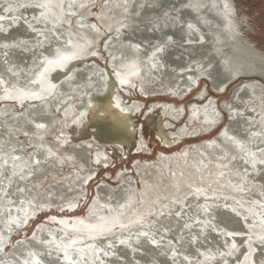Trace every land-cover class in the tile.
Here are the masks:
<instances>
[{"label":"bare ground","instance_id":"obj_1","mask_svg":"<svg viewBox=\"0 0 264 264\" xmlns=\"http://www.w3.org/2000/svg\"><path fill=\"white\" fill-rule=\"evenodd\" d=\"M93 1L0 0V81L10 91L42 100L22 105V112L12 103L0 107V129L6 131L0 134V264H197V255L206 252L208 244L219 243L221 248L224 243L221 238L208 243L217 240L214 222L244 236L233 256L255 264V252L264 249V222L260 214L249 216L246 208L264 212V204H257L264 199V50L247 35L254 32L253 25L237 16L240 0H109L98 14L101 25L87 19ZM235 22L238 32L229 31ZM114 29L103 49L116 79L99 61L82 64L98 54L100 41ZM48 69L62 71L49 97L34 84ZM131 77L130 86L145 97L161 94L179 100L205 81L191 103L149 107L147 116L162 113L160 137L166 147L210 134L225 116L230 122L217 136L182 153H162L154 165L135 166L140 176L152 171L161 183L167 177L171 184L161 195L146 181L142 210L134 208L140 199L135 177L119 186L103 181L89 207L90 218L53 215L33 237L13 243L14 233L41 212H73L87 197L90 176L112 162L96 135L118 149L131 144L134 114L128 115L130 123L93 120L95 110L103 116L113 113L104 107L111 101L110 92L124 105L115 86L118 79L131 82ZM229 90V99L220 101L219 95ZM88 98L93 107H83ZM75 99L80 103L70 107ZM86 117V125H76ZM73 125L79 143L69 136ZM223 177L224 188L209 186ZM247 190L248 196L238 194ZM245 198L252 199L251 206ZM152 211L159 215L149 223ZM172 234L177 241L168 239ZM9 245L13 248L7 252Z\"/></svg>","mask_w":264,"mask_h":264},{"label":"rangeland","instance_id":"obj_2","mask_svg":"<svg viewBox=\"0 0 264 264\" xmlns=\"http://www.w3.org/2000/svg\"><path fill=\"white\" fill-rule=\"evenodd\" d=\"M107 1H109V0H94L92 3V6L90 8V10H91L90 14L91 15L88 16L87 19L93 23L101 25L100 21L98 19V14L101 13L102 8L107 3ZM236 8H237L238 18L241 17L240 15H243L247 18L248 22H250L253 25L252 27L254 29V32L247 33L248 37L251 38L255 42V44L257 45L258 48L264 50V0H240L237 3ZM76 9H77L76 10L77 12L79 11L78 14H80L81 9L79 7H76ZM66 16L68 18L72 17L71 15L70 16L66 15ZM75 17H77V16L75 15ZM71 19H72L71 26L72 25L75 26V24H76L75 18H71ZM231 22L232 21H230V23ZM65 25L70 26L69 24H65ZM237 27H238V25L235 22L234 26L228 30L232 31V32H234V31L238 32ZM107 33H108L107 37L105 39H102L99 43V47H97L98 50H100L106 57H108V54L104 51L103 47H104V44L107 42V40H109L111 38V36H113L115 34V29L112 32H107ZM100 64L103 68L105 67L104 64H102V63H100ZM112 71L114 73H116V71H114V70H112ZM115 79H116V77H115ZM239 82L240 81H238L237 83H239ZM237 83L233 84V86H235ZM204 86H205V81H202L200 88L193 90V92L190 95H188L186 97V99H184V100H179L177 97L171 98L172 96L145 97L144 95H142L140 93L139 88L136 87V89L133 90V95H132L131 99L127 100V104L131 105V104H133L134 101H140V102L146 104L143 111H141L137 114H134L135 119H136L134 123H135L136 131H137V140L139 141L140 136L142 134L145 141L147 142V145L150 147L149 152L139 151L138 150V142H134L130 149L124 148L123 151H120L119 149H115L116 153L118 155V156H116V155L112 154V148L113 147L110 144L104 143L103 141L99 140L101 145H103V144L106 145L105 146L106 151L112 157L113 160L110 163V165H108L107 167L100 165V171L97 172L96 174H94V175L92 174L90 176V178L88 180L89 181L88 185L86 187L87 197L85 199L81 200L80 206L73 212H68V211L60 212L58 210L41 212L36 217H33L30 220V223L27 224L24 228H22L21 230H18L17 232L14 233L13 239H12L13 243H17L20 240H26V239L33 237L36 234V232H38L37 229L43 223L47 224L49 222L51 216H53V215L59 216V217H61V216L62 217H71L72 220L74 218L75 219L76 218H84V217L90 218L89 217V207L91 206V204L93 203V201L96 197L97 187L103 181H106L113 186H119L123 182V180L128 179L130 177H135L137 180L135 192L140 197V199L137 200L135 203V206H134L135 210H142L144 208L145 200L141 199V197L145 195L143 184H145L146 181H149V182L151 181V183H153L156 187L155 193L162 195L166 191L167 187H169L171 185L169 179L166 177L165 179H163L164 183H161L160 177H157L156 174L152 175V171L151 172L148 171L149 173L146 172V174H143L142 176H140L137 173V169L135 166H139L142 164L143 165H148V164L154 165L157 163L156 160H158L159 155L162 153L167 154V155H174L177 152L182 153V151L185 148L191 146L193 143L196 144V143H200V142L207 140V139H212L213 137L217 136L220 133V131L230 122V120L227 116H225L222 123L219 125V127L216 128L215 130H213L210 134H205V135H201V136H197V137L193 136L192 138H185L183 141H181L178 144H175L172 147H166L164 145V141L162 140V138L159 137L160 130L158 129V126H157L159 123V119L162 117L161 116L162 113L160 111H156L155 113H152L150 116L157 115V117H155L154 119H150V120H149L150 116H147V114H145V113L148 110L149 105L151 103H155V102L175 103L177 105H183V104L191 103V102H193V99L196 98L197 94L201 92V90L203 89ZM124 88L127 89L126 87H124ZM209 89L211 90L210 87H209ZM210 90H209V93L211 94ZM230 90L225 94L219 95L220 101L229 99ZM1 91H2V89L0 88V93H1ZM76 103L77 104L80 103V100L75 99L74 101H72V104L70 105V107L76 105ZM0 107H2V105H0ZM23 108L24 107H21V108L18 107L19 112L24 111ZM60 115L64 116L62 114V112H60ZM109 119L110 118L102 117V118L98 119V121L106 124V123H108ZM84 125H86V122L83 123V126ZM76 129H77V126L74 125L72 127V129H70L69 132L72 134L73 141L75 140L74 142L79 143L82 140L76 139L77 135H75V133H74L76 131ZM5 132H6L5 129H3V128L0 129L1 135H3ZM23 138L25 139L24 134L22 135L21 139H23ZM49 139L54 140L51 137H49ZM121 174H123V177L121 176ZM149 175H152V176H149ZM250 175H251V173L248 174L247 179H246V183L250 182L249 181V180H251V179H249ZM92 177H94V178L91 179ZM220 182H224V177L221 180L214 181L209 186L215 185V183H217L218 187L224 188V185L221 186L222 184ZM162 184H164V185H162ZM47 185H48V183L45 184V186H47ZM212 187H215V186H212ZM238 194L243 195V196H246V195L248 196L251 194V191L249 192L247 190L246 192H244L242 194H241V192H239ZM161 199H164V196H162ZM245 199L247 200L246 203L251 206V204L253 203L252 199L251 200H249L248 198H245ZM253 199H255V197ZM260 202L262 204H264V199H260V201H257V204L262 205ZM111 206L113 207V205H111ZM116 208L119 209V207H116ZM251 208L252 207L246 208L249 216H251V217L254 216L255 215L254 212H255L256 216H257V214L261 215V221L264 222L263 210L261 209L260 213H259L258 208L255 211H253L254 209L253 208L251 209ZM156 211H160V209L158 208ZM156 211H152L149 219L146 220L147 222L152 223L153 221H155V219L159 215V212L157 213ZM202 214L203 213L200 212V216H199L200 218H202L201 217ZM233 214H235V216H236V213H233ZM242 218L245 219L244 216ZM212 222H214V221H212ZM243 222H244V220H243ZM233 225H238V224L234 223ZM211 227L215 228V231H216L215 235L217 234L216 235L217 237L215 236V239H217V240L211 239L210 241H208V243H210L211 241H212L211 244L215 243L216 241L218 242V241H220V238L222 241L224 239V241H223L224 243L222 242L223 245H221V248L219 246V243H217L218 245L215 244L216 246L214 244L209 246V244H208V248L205 247L207 250L206 249L204 250L206 252H203L205 254H203L201 252L202 254H199L200 256L197 255L198 258H201L198 260L199 263L197 262V264H201V263L202 264H217V263H219V264H225V263L226 264H239V263L243 264L242 262L238 261L236 259V257L233 255H234L236 248L238 247L237 246L238 243L242 242V240L244 239L243 238L244 236L240 235V233H238L236 230H233V229L232 230L231 229H226V230L223 229L222 230L223 227L221 225L216 224L215 222H214V225H212ZM248 227L249 226L247 225L245 229L248 230ZM129 229H131V228H129ZM187 229H189V227H187ZM117 230H120V229H117ZM199 230H201V229H199ZM217 230H219V231L222 230V233H219ZM225 232H227L228 234H225ZM133 233L131 234L132 236H133ZM137 233H139V232H137ZM182 234L184 237L185 236L188 237V234H186L184 232ZM197 234L199 236H202L199 232H197ZM219 234L222 237H220ZM172 236H173V234L168 235V237H169L168 239L176 240V238L175 237L173 238ZM227 236H228V238H227ZM262 238L264 239V235ZM226 240H227V242H229V240L233 241V242L231 241L233 244H231V242H230V245H229L230 249H229V246L227 245V242L225 243ZM234 240L236 241L235 243H234ZM256 242H257V240L255 242H252L253 244L251 243V245H253V248L256 247L255 246ZM212 246H213V248H211ZM224 246H225V248H224ZM234 247H236V248H234ZM219 248H220V250H219ZM213 249H214V251H213ZM11 250H12V247L10 245L6 247L7 252H10ZM260 250H261V247H260ZM260 250L256 251L254 254L255 256L253 258H254L255 264H264V249H262L261 252H260ZM225 251L227 252V254ZM215 253H216V255H215ZM204 255H205V257H204ZM221 256H223V257H221ZM219 257L223 261L222 260L216 261V260H218ZM225 261H227V262H225ZM160 264H162V263H160ZM181 264H184V262H182Z\"/></svg>","mask_w":264,"mask_h":264},{"label":"water","instance_id":"obj_3","mask_svg":"<svg viewBox=\"0 0 264 264\" xmlns=\"http://www.w3.org/2000/svg\"><path fill=\"white\" fill-rule=\"evenodd\" d=\"M99 52H98V54L90 55L88 58H85V60H82V64L86 65V63L89 60H90L89 61L90 63L99 61L100 63L105 65L104 69H106V70L109 69L110 71H112V70L115 71V68L113 66H111V64H107L105 62L106 61L105 60L106 56L102 52H100V53ZM60 71H61V69H58V70H56L54 72H50V69H48V70H46L45 75H43L40 79H38L36 82H34V84H36L37 86H40L42 94L44 92H47L48 93L47 94L48 97L53 95V91H55V88L57 87L58 83L60 82L59 80H61L59 78V76L61 75L62 71L61 72ZM112 76L115 77L116 74L114 73V74H112ZM1 87H2V91L0 93V105H3L5 103H12V104H16L19 108H21V107H24L22 105H26L27 103L39 104L42 101L41 98H39V97L21 95L18 92L16 93L14 91H10L11 89H9V87L5 83H2V82H1ZM53 87H54V89H53ZM19 100H21L22 103H20ZM62 114L64 115L63 112H62ZM155 117H157V116L156 115H152V116L149 117V120L150 119H154ZM135 120H136L135 116H133V122H135ZM135 128H136V126H135ZM96 136H97V138L100 141H103L104 143H107V144L110 143L111 146L113 147L112 148V154L118 156L117 153H116V150H115V149H118V148L114 147L113 143L110 140L105 139V137L100 136V135H96ZM136 140H137V131H136V133L133 136L131 144L129 146H126V148L130 149L131 146L133 145V143L136 142ZM69 219L72 220L71 217H69ZM131 229H132V227H131ZM128 230H130V229H128ZM183 257H184V260H187L185 258V256H183ZM185 262H187V261H185Z\"/></svg>","mask_w":264,"mask_h":264},{"label":"flooded vegetation","instance_id":"obj_4","mask_svg":"<svg viewBox=\"0 0 264 264\" xmlns=\"http://www.w3.org/2000/svg\"><path fill=\"white\" fill-rule=\"evenodd\" d=\"M133 82V80H132V77H131V82L128 80V82H126L125 80H124V78H120V79H118L117 80V84H116V86H115V88H117V90H118V94L120 93L122 96H123V103H124V105H122V104H120V102H118V98H116V97H114L113 95H112V93L110 92V99H111V101L109 102V103H107L104 107H111V109H112V111H113V113H109V115L108 116H103V114H102V112H99L98 110H95V118L93 119V117H92V119L93 120H98V119H100V118H102V117H107V118H114L116 121L117 120H122V121H124V122H127V123H130L132 120L129 118L130 116H128V115H130V114H136L137 112L139 113L140 111H143V109L145 108V106H146V104L145 103H142V102H140V101H134L133 102V104H132V106L131 105H129V104H127V100H129V99H131V97H132V95H133V88L130 86L131 85V83ZM124 87H126L127 89H130L131 91H132V94H129V95H126L125 93H124ZM136 89V88H135ZM98 93H100V95H104L103 94V92H101V91H99L98 90ZM95 95H93L92 93H89V97H94ZM145 96V95H144ZM158 96H163V95H152V96H146V97H158ZM137 103V104H134V103ZM155 103H159V102H155ZM155 103H151L150 105H149V107L152 105V104H155ZM161 103V102H160ZM163 103V102H162ZM93 107L94 106V102L93 101H91L89 98L87 99V102L85 103L84 102V106L83 107ZM82 107V106H81ZM125 107H129V108H127V109H125ZM130 107H141L140 109H138L137 111H132V109H130ZM149 109V108H148ZM19 111V110H18ZM148 111V110H147ZM147 111H146V113L145 114H147ZM89 122V120L87 119V117L85 118V121L84 122H82V123H80L79 122V124H77L76 123V125L77 126H83V123H85V122ZM159 123H160V121H159ZM158 123V129L160 130V133H159V137H160V134H161V125ZM135 124V123H134ZM74 126V125H73ZM72 126V127H73ZM69 133V136H70V138L71 139H73L72 138V134L70 133V132H68ZM142 135V134H141ZM68 136V137H69ZM161 138V137H160ZM66 140H69V138H67ZM164 145H165V143H164ZM146 149H150V147L147 145V142L145 141V139H144V137H143V135L142 136H140V139H139V141H138V150L139 151H145V152H147L146 151ZM120 151H123L124 149H119ZM103 153H105L107 156H110L109 154H108V152L106 151V149H104L103 150ZM100 158H101V156H99ZM103 158V157H102ZM113 160V159H112ZM94 177H92L91 179H93Z\"/></svg>","mask_w":264,"mask_h":264},{"label":"snow or ice","instance_id":"obj_5","mask_svg":"<svg viewBox=\"0 0 264 264\" xmlns=\"http://www.w3.org/2000/svg\"><path fill=\"white\" fill-rule=\"evenodd\" d=\"M47 5H45V4H40V5H38V7H46Z\"/></svg>","mask_w":264,"mask_h":264}]
</instances>
